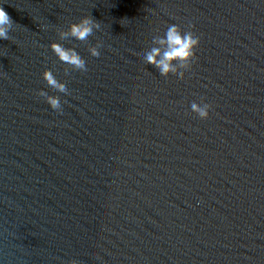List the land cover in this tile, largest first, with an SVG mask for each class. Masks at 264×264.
<instances>
[{"label": "water", "instance_id": "water-1", "mask_svg": "<svg viewBox=\"0 0 264 264\" xmlns=\"http://www.w3.org/2000/svg\"><path fill=\"white\" fill-rule=\"evenodd\" d=\"M0 8V264H264V0ZM169 24L199 38L182 78L143 60Z\"/></svg>", "mask_w": 264, "mask_h": 264}, {"label": "clouds", "instance_id": "clouds-1", "mask_svg": "<svg viewBox=\"0 0 264 264\" xmlns=\"http://www.w3.org/2000/svg\"><path fill=\"white\" fill-rule=\"evenodd\" d=\"M12 26L13 23L9 15L3 8H0V40L8 39V33ZM99 27V23L91 16H83L69 25L66 35L82 41ZM154 44V47L144 53V62L151 64L162 76L176 74L182 78L183 71L178 72L177 69L186 70L190 67V62L194 59V49L199 44V38L194 36L191 31H182L178 25L169 24L163 35L154 40ZM49 46L62 63L70 64L73 68L81 71L85 70V61L74 48L64 47L55 42ZM89 51L93 57L99 55L96 47L90 48ZM41 75L48 85L56 88L59 92H66V86L56 80L51 70L45 69ZM38 94L44 96L46 103L52 109L60 110L61 105L58 97L49 96L43 90H40ZM190 107L201 119H206L209 115L210 105L208 103L202 105L193 103Z\"/></svg>", "mask_w": 264, "mask_h": 264}]
</instances>
